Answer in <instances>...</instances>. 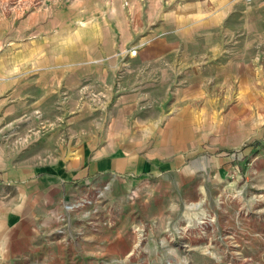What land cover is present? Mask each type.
<instances>
[{
	"label": "crops",
	"instance_id": "crops-1",
	"mask_svg": "<svg viewBox=\"0 0 264 264\" xmlns=\"http://www.w3.org/2000/svg\"><path fill=\"white\" fill-rule=\"evenodd\" d=\"M85 1L0 44V264H133L138 224V251L177 260L169 241L233 173L228 153L264 145V0ZM33 113L49 124L12 141ZM87 181L120 215L80 235L62 205Z\"/></svg>",
	"mask_w": 264,
	"mask_h": 264
},
{
	"label": "rangeland",
	"instance_id": "rangeland-1",
	"mask_svg": "<svg viewBox=\"0 0 264 264\" xmlns=\"http://www.w3.org/2000/svg\"><path fill=\"white\" fill-rule=\"evenodd\" d=\"M81 1L86 2L0 0V44L6 45L8 49L9 45L13 44L14 31L22 33L29 26L33 27L32 23L40 17L38 14L76 6ZM104 1L109 4L121 1L122 5L126 6L128 0ZM12 54L13 52L9 51L7 55ZM11 56H7L6 60L9 61ZM84 99L89 100V96L74 97L76 101ZM64 100L65 98L55 99L56 108L64 106ZM25 104L26 110L42 109L36 104V100H25ZM10 120L7 126L11 125L12 141L16 140V143L22 141L20 129L34 126L36 121L39 126L49 124L48 115L42 117V114L38 113L25 115L24 118L13 117ZM4 136L0 134V142H3ZM252 143L247 151L246 146L228 153L229 158L236 160L237 167L235 166L233 173L225 176L223 181L211 185L212 187L208 186V197L203 201L204 205L198 207L200 212L193 210L192 217L197 218L194 217V221L189 225L185 223L179 226L173 235L170 234L173 239L169 243L173 244L178 258L163 261L162 264H264V145H257L255 140ZM27 147L13 149L21 153L26 151ZM116 213L117 216L120 215L118 208ZM140 227L142 225L138 224L134 228L136 235L135 229ZM143 235L139 247H142L147 239V235ZM137 249L132 255L138 262L133 264H155L147 259L145 251Z\"/></svg>",
	"mask_w": 264,
	"mask_h": 264
},
{
	"label": "built area",
	"instance_id": "built-area-1",
	"mask_svg": "<svg viewBox=\"0 0 264 264\" xmlns=\"http://www.w3.org/2000/svg\"><path fill=\"white\" fill-rule=\"evenodd\" d=\"M130 55L135 54V50H130ZM108 188L107 184H102L100 187L95 186L91 182L87 181L83 186L78 197L74 198L71 202L63 204L65 214L76 215V219L80 222V230L78 233L80 235L83 233L84 228H89V230L98 231L104 228H113L117 223V209L110 201L105 199V193ZM137 196V191L133 190L127 196V201L135 199ZM63 214L57 215L62 221L69 220ZM137 232V238L135 242V248L140 246V241L143 238V230L135 229Z\"/></svg>",
	"mask_w": 264,
	"mask_h": 264
}]
</instances>
